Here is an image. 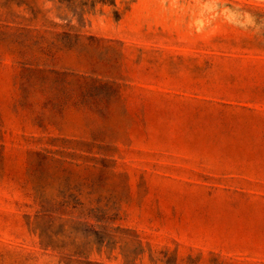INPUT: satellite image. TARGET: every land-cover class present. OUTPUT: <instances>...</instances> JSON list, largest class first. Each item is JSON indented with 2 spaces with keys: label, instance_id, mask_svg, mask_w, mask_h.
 <instances>
[{
  "label": "rangeland",
  "instance_id": "374dc122",
  "mask_svg": "<svg viewBox=\"0 0 264 264\" xmlns=\"http://www.w3.org/2000/svg\"><path fill=\"white\" fill-rule=\"evenodd\" d=\"M0 264H264V0H0Z\"/></svg>",
  "mask_w": 264,
  "mask_h": 264
}]
</instances>
